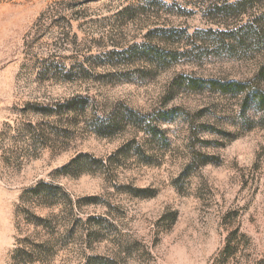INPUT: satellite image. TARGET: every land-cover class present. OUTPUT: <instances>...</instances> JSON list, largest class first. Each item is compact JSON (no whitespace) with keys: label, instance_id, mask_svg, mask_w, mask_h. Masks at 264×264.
Segmentation results:
<instances>
[{"label":"rangeland","instance_id":"rangeland-1","mask_svg":"<svg viewBox=\"0 0 264 264\" xmlns=\"http://www.w3.org/2000/svg\"><path fill=\"white\" fill-rule=\"evenodd\" d=\"M0 264H264V0H0Z\"/></svg>","mask_w":264,"mask_h":264}]
</instances>
